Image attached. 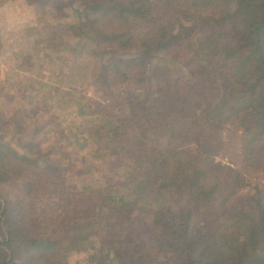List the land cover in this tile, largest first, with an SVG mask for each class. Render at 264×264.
I'll return each instance as SVG.
<instances>
[{
  "label": "trees",
  "instance_id": "obj_1",
  "mask_svg": "<svg viewBox=\"0 0 264 264\" xmlns=\"http://www.w3.org/2000/svg\"><path fill=\"white\" fill-rule=\"evenodd\" d=\"M70 1L74 27L87 31L93 54L103 49L96 79L104 88L118 77L162 80L122 116L97 114L75 127L70 149L104 153L90 136L99 130L107 144L131 141L118 147L135 164L131 188H102L99 207L75 190L60 194L62 205L78 202L70 230L69 210L28 208L36 188L52 183L58 193L61 173L25 181L18 170L22 161L57 167L0 144V189L16 173L23 187L15 203L0 191V264H64L76 252L86 255L78 264H264V184L240 193L244 171L264 174V0ZM180 50L197 66L181 78L158 74L155 61L170 71ZM79 105L87 114L88 103ZM229 131L239 136L240 168L216 159Z\"/></svg>",
  "mask_w": 264,
  "mask_h": 264
},
{
  "label": "rangeland",
  "instance_id": "obj_2",
  "mask_svg": "<svg viewBox=\"0 0 264 264\" xmlns=\"http://www.w3.org/2000/svg\"><path fill=\"white\" fill-rule=\"evenodd\" d=\"M43 1L29 0L34 6L36 17L35 24L29 30L7 39L0 37V144L5 142L11 151L18 148L21 153L32 158L43 157L54 168L57 167L45 172L34 163L22 161L18 170L29 174L24 178L25 181L29 178L34 180L38 172L43 173L44 182L53 171L61 173L58 186L55 184L58 193L53 191L55 186L53 188L52 183L40 186L34 193H29L28 208L41 210L48 207L55 213L59 207L63 215H66L64 211L69 210L67 228L70 230L76 223L77 209L73 206L78 202L62 205L58 201L61 195L75 190L80 195V201H93L99 207L102 188L117 187L126 192L131 188L134 176L130 166L135 164L130 154L125 155L124 150L118 147L120 144L129 146L131 141L107 144L99 130L91 132L90 136L99 142L104 153L86 149L79 154L70 149L73 147H69V141L75 140L71 139L75 138V127L84 128L83 124L97 114L116 118L122 116L123 110L130 107L137 93L142 90L154 94L162 79L155 73L151 77L148 74L146 83L140 82L135 76L127 79L118 77L112 79L110 87L104 88L96 79L101 71V63L105 60L101 51L103 49H97L98 52L93 54V43L82 37L84 32L88 34L87 31L81 32L77 26L74 27L76 5L70 0ZM180 53L183 59L180 57L170 71L165 68L164 62L157 59L155 62L161 67L157 73L176 79L191 72L197 66L196 63L185 59L181 50ZM76 74L79 80H76ZM81 101L88 103L87 114L80 109ZM105 122L97 121L96 124L103 125ZM225 138L228 143L226 152L216 159L223 164L233 163L238 168L239 136L229 131ZM32 141L35 145L28 147ZM38 144L43 145L45 156L36 155ZM16 159L13 157V161ZM243 173L245 185L241 194L253 193L255 185L264 184L262 172ZM20 175L12 174L9 181L14 182L8 181L0 189L2 195L12 203L18 200L23 188L20 185L22 182H17ZM98 213H103L101 208H98ZM57 223H51V226L59 227L60 230L63 223ZM148 243L146 248L152 254H157L154 242ZM84 259V253L76 252L65 257L64 264H78Z\"/></svg>",
  "mask_w": 264,
  "mask_h": 264
},
{
  "label": "clouds",
  "instance_id": "obj_3",
  "mask_svg": "<svg viewBox=\"0 0 264 264\" xmlns=\"http://www.w3.org/2000/svg\"><path fill=\"white\" fill-rule=\"evenodd\" d=\"M35 22L34 6L29 0H0V37L21 35Z\"/></svg>",
  "mask_w": 264,
  "mask_h": 264
}]
</instances>
